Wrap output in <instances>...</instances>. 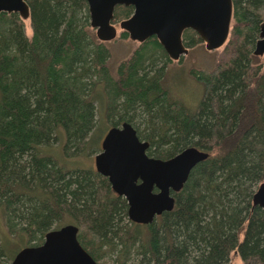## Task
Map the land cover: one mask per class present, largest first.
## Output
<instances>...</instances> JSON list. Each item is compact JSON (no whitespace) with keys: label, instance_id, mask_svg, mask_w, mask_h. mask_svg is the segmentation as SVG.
<instances>
[{"label":"trees","instance_id":"obj_1","mask_svg":"<svg viewBox=\"0 0 264 264\" xmlns=\"http://www.w3.org/2000/svg\"><path fill=\"white\" fill-rule=\"evenodd\" d=\"M25 2L30 35L25 34L17 13L0 12V264H9L22 247L41 244L49 230L67 223L77 225L80 216L88 219L91 236L78 233L77 237L94 260L96 250L109 245L110 234L127 216V204L85 159L99 152L105 130L123 122L132 124L137 136L149 143L146 153L151 157L167 159L195 146L208 152L215 163L225 165L229 156L235 158L228 163L230 171L238 175L239 182L246 181L245 174H250L246 140L255 130L253 138L264 141V111L259 110L252 91L241 87L212 124L199 118L228 74V65L239 55L238 39L244 35L250 40L256 31L261 18L257 10L264 0H232L239 17L230 25L221 58L209 72L188 71L202 87L199 103L193 108L173 92L175 83L168 82L173 60L155 37L138 42L113 68L108 43L98 40L89 25L85 0ZM132 11L131 6L116 7L113 21L129 17ZM127 37L121 31L120 38ZM187 38L190 47L200 41ZM192 133L212 141L203 145L198 139L200 143L189 144ZM51 137L55 147H50ZM76 159L81 163L71 166L69 162L76 164ZM261 162L252 165L255 175L263 169ZM214 164L208 175L209 188L215 178ZM209 165L199 164L195 173L204 172ZM238 185L231 190L239 195ZM202 204L194 196L178 202L163 233L130 221L127 236L142 239L143 252L149 255L144 264H185L190 248L199 251L196 264H218L223 259L235 237L232 232L231 239L218 242L217 233L225 232L213 228V218L207 220V227L202 225L208 212ZM223 210L231 231L241 229L245 221L242 211L231 204ZM247 221L240 254L248 264H264V211L254 207ZM223 223L221 219L219 224ZM213 240L217 242L214 246Z\"/></svg>","mask_w":264,"mask_h":264},{"label":"water","instance_id":"obj_2","mask_svg":"<svg viewBox=\"0 0 264 264\" xmlns=\"http://www.w3.org/2000/svg\"><path fill=\"white\" fill-rule=\"evenodd\" d=\"M89 25L98 40L108 42L117 36L114 11L118 6H131V15L119 21V29L129 39L143 42L155 37L171 60H179L188 51L182 35L192 31L208 50L221 47L229 35L231 0H85ZM0 12L29 17L25 0H0ZM262 39L255 54L264 52ZM149 143L141 140L132 124L123 122L105 132L100 150L94 156L95 171L107 177L111 189L125 199L127 218L136 224H148L157 215L171 211L173 194L186 182L192 168L208 153L188 146L170 158L149 156ZM252 201L264 211V181ZM78 226L67 223L51 229L43 242L22 247L9 264H97L78 240Z\"/></svg>","mask_w":264,"mask_h":264},{"label":"rangeland","instance_id":"obj_3","mask_svg":"<svg viewBox=\"0 0 264 264\" xmlns=\"http://www.w3.org/2000/svg\"><path fill=\"white\" fill-rule=\"evenodd\" d=\"M257 12L261 19L264 20V5H261ZM238 15V12H232L231 23L239 17ZM120 20L122 19L114 21V25L117 29V36L107 42L111 52V65L113 68L120 62V60L128 57L138 46V42L129 39V37L125 39L120 38V33L122 31L119 29L118 25ZM23 22L25 34L30 35L31 27L29 18L23 19ZM187 35L191 36L192 40L197 37V35L192 36L190 33L184 32L182 35V40L186 45L188 43ZM238 40L239 55H237L233 62L228 65V74L226 73L223 79L220 80L216 90L211 95L210 100H208L204 109L200 111L201 114L199 120L205 121L207 125L212 124L214 116L221 113L222 109L230 103V100L234 96L237 95L241 87L252 91L259 110L264 111V53L255 54V47L251 44L250 40L248 41L249 44L243 42V40H245L244 35ZM223 45L217 49L208 50L202 41H196L191 47L187 46L188 51L185 55L180 57V61L173 60L171 62L168 69V82L172 86L175 83V87H172L174 90L173 92L175 95H181L182 99L185 100V102L187 101L190 107L193 108L198 105L202 94V87L189 75V69L193 68L195 70H201L205 73L211 71L217 64L218 59H220L222 56L220 53L223 50ZM238 62L240 64H238ZM106 131L107 130H105V132ZM255 132V130H252L251 135H249L245 143V146H247L246 148L248 149L245 158L248 162V167L250 168V174L247 173L245 176L250 178L247 179L248 177H245L246 181L242 182L245 183L244 185H242V183L236 179L237 174L231 172L230 166H228V163H231L233 160H235V158L229 156L231 158L226 161L225 165H223L222 163H215L216 161L211 159L212 157L209 158V155L208 158L200 161L192 168L183 187L178 192L173 194L175 199L173 209L171 211H165L161 215L155 216L150 223L146 224V226H148V228L161 229L163 233L162 229L166 226V223L171 221V212L174 210L178 202L180 203L187 196L190 198H193V196L197 197L199 200L203 201L202 206L204 205V207L208 208V212H206L204 215L205 218L201 220L202 225L207 227V223L211 221L209 219L213 218V228H216L217 231L225 232L224 235L217 233V241L221 242L225 238L228 239V237H232V232L235 237V241H232L230 238L232 246H228L225 249V253H223L224 257L218 264H248V259L240 254L239 245L241 242H243L242 238H244L246 232L248 223L247 219L250 217L253 208L257 207L251 204L253 194L256 192L260 183L264 181V141L261 143L260 137L259 139H254L253 135ZM198 139H201L200 141H202L203 145H209L212 141L208 136H202L199 138L196 133H192L188 137L187 142L189 144L200 143ZM49 143L50 147L56 146V142L53 140V137L50 138ZM250 147L253 150H250ZM146 152L149 153V150ZM226 155L224 157H226ZM94 156L95 154H91L89 158H86V163H89L93 166ZM259 159L262 160L260 163V168L263 166V169H260V173L255 175L256 170H253L255 167L252 165L255 164L254 162L258 163ZM75 162L76 164L72 162L69 163L71 166L77 165L78 162L81 163L79 159H76ZM201 163H206L207 165L210 163V165L205 168L204 172L197 174V172L195 173V169ZM212 164L215 166V178H212V185L214 188H209L208 175H211L209 171L210 168H212ZM252 170L254 171L253 174ZM197 183H199V186H196ZM217 184L218 186L216 188ZM236 185H238L237 189L239 191V195L235 190H231V188L235 187ZM198 189L201 190L200 193H197ZM195 193L198 194V196L195 195ZM246 201L249 202V207L246 214H244L243 209ZM228 204H231L238 212L242 211L241 218H245L242 228L237 232L234 228L233 231H231V229L226 224L225 215L223 214V207H225V205L228 206ZM221 219L224 221L223 224H219ZM77 222L79 233L81 235L83 234L84 237H90L91 233L88 230L87 225L89 223L88 219L80 216ZM130 225L131 223L129 219L127 216H125L122 222L118 224L117 229L112 234H110V236L108 235L110 237L109 245H105L100 250H96L97 253L95 255L97 258L95 261L97 264H120L122 260L125 264H144L147 262V257L149 255L143 252L142 239L132 238V240L127 236V231ZM261 236V245L264 246V233ZM199 244L202 248H207V250L211 249L210 245H204L203 243ZM215 244H217V242L213 240L212 246ZM185 259V264H196V259H199V251L195 248H190L188 254L185 255ZM254 259L258 261L260 258L255 255ZM150 262L153 263L154 260H150Z\"/></svg>","mask_w":264,"mask_h":264},{"label":"flooded vegetation","instance_id":"obj_4","mask_svg":"<svg viewBox=\"0 0 264 264\" xmlns=\"http://www.w3.org/2000/svg\"><path fill=\"white\" fill-rule=\"evenodd\" d=\"M232 1V0H231ZM232 12H233V2H232ZM231 15H232V13H231ZM264 23V20H262L261 18H260V20L258 21V25H257V27H256V31L254 32V34H253V36L251 37L252 39H250V42H251V44L252 45H254V47H256V43H257V41L258 40H260V39H262V36L260 35V33H261V26H262V24ZM230 25H231V21H230ZM230 31V30H229ZM249 40L248 39H246V37H245V40H243V42L245 43L246 42V44H249V42H248ZM184 43V42H183ZM185 44V43H184ZM185 46L187 47V45L185 44ZM264 53V52H263ZM195 147V146H194ZM197 149H199V150H202V151H204L203 149H201V148H198V147H196ZM206 152V151H205ZM208 153V152H207ZM208 156H209V153H208ZM208 158V157H207ZM93 162H94V160H93ZM93 167H94V163H93ZM94 169H95V167H94ZM96 172V171H95ZM97 173V172H96ZM97 174H99V173H97ZM100 176H102L101 174H99ZM102 177H104V176H102ZM104 178H106L107 179V177H104ZM108 181V180H107ZM109 186H110V184H109ZM110 189H111V186H110ZM112 190V189H111ZM113 191V190H112ZM116 194V193H115ZM117 195V194H116ZM118 196V195H117ZM121 197V196H120ZM253 206H257V207H259L258 205H254L253 204V201H252V203H251ZM260 208V207H259ZM263 210V209H262ZM78 233H79V230H78ZM244 238H245V235H244ZM244 238H242L243 240H244Z\"/></svg>","mask_w":264,"mask_h":264}]
</instances>
